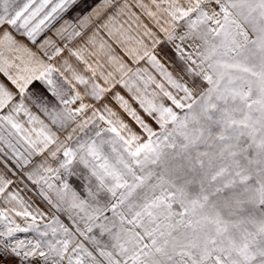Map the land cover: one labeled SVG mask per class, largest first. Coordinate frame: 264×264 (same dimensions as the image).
Wrapping results in <instances>:
<instances>
[{"label":"snow or ice","instance_id":"obj_1","mask_svg":"<svg viewBox=\"0 0 264 264\" xmlns=\"http://www.w3.org/2000/svg\"><path fill=\"white\" fill-rule=\"evenodd\" d=\"M0 264H264V0H0Z\"/></svg>","mask_w":264,"mask_h":264}]
</instances>
